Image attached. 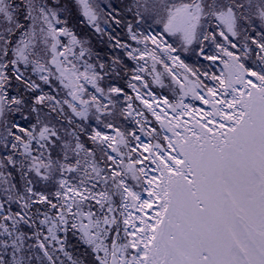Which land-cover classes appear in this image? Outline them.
<instances>
[{"label": "snow or ice", "instance_id": "1", "mask_svg": "<svg viewBox=\"0 0 264 264\" xmlns=\"http://www.w3.org/2000/svg\"><path fill=\"white\" fill-rule=\"evenodd\" d=\"M0 264H264V0H0Z\"/></svg>", "mask_w": 264, "mask_h": 264}, {"label": "rangeland", "instance_id": "2", "mask_svg": "<svg viewBox=\"0 0 264 264\" xmlns=\"http://www.w3.org/2000/svg\"><path fill=\"white\" fill-rule=\"evenodd\" d=\"M189 62H191V61H189Z\"/></svg>", "mask_w": 264, "mask_h": 264}]
</instances>
